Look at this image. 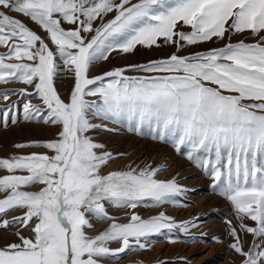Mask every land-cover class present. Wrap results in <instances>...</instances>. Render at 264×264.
Returning a JSON list of instances; mask_svg holds the SVG:
<instances>
[{"label":"snow or ice","instance_id":"obj_1","mask_svg":"<svg viewBox=\"0 0 264 264\" xmlns=\"http://www.w3.org/2000/svg\"><path fill=\"white\" fill-rule=\"evenodd\" d=\"M226 34L221 48L89 76L90 66L113 51L173 45L180 52L185 44L225 40ZM233 34L247 35L232 43ZM0 48L6 49L0 52V83L28 86L0 93L3 101L20 97L0 108V127L19 123L22 112L26 121L61 129L55 141L16 146L43 147L52 155L0 158V170L10 173L0 178V193H7L0 199V228L21 226L19 242L0 248V264H102L118 253L146 250L150 236L196 226L166 213L148 220L133 214L127 224L87 235L89 217L113 219L106 203L176 205L187 192L175 180H159L158 166L103 174L118 156L87 135L106 128L93 119L126 124L141 135L147 128L152 139L171 143L207 169L213 186L234 205L239 229L254 236L245 251L237 227H230V247L244 257L242 264H264V0H0ZM63 71L74 75L67 102L55 86ZM37 185L43 187L22 190ZM11 210L23 216L10 222L4 217ZM111 241L121 247L109 248Z\"/></svg>","mask_w":264,"mask_h":264},{"label":"rangeland","instance_id":"obj_2","mask_svg":"<svg viewBox=\"0 0 264 264\" xmlns=\"http://www.w3.org/2000/svg\"><path fill=\"white\" fill-rule=\"evenodd\" d=\"M29 27L37 31L42 36L44 33L26 17H19ZM64 27L72 28L73 25L65 24ZM179 27V25H178ZM184 32L191 29L185 26ZM242 35L233 34L231 42L236 43ZM228 42L227 34L225 40H217L197 45H187L182 51L177 52L173 45L152 48L140 47L131 53L113 51L107 60H101L90 66L89 76H101L113 69H123L130 65H144L150 61L165 60L171 55L181 56L191 55L197 52H206L212 48H221ZM246 43H255V39H248ZM50 47H54L50 45ZM6 49L0 48V52ZM128 76H142L145 73L135 71L126 72ZM55 86L66 102L74 88V75L72 72H60L55 78ZM23 83H0V93L5 90L15 89L19 92L27 88ZM29 92L33 90L28 88ZM19 96H12L8 101L0 100V108L6 107L12 101L19 100ZM88 99H97L89 97ZM33 105L42 106V102L35 97H31ZM23 105H21L22 109ZM97 125H106V128H98L90 131L87 135L92 137L95 143L102 144L105 148L102 151L111 152L118 156L110 161L103 174L112 171L127 170L131 168H144L146 165L159 167L158 179L161 181L175 180L179 185L187 190L186 194L179 198V203L164 204L160 207L141 206L136 209L118 208L111 204H105L108 215L113 219L99 221L89 217L93 227L86 229L90 237H96L110 229L113 223L127 224L133 214L148 220L160 213H166L174 218L176 222H196L187 233L178 229H173L168 236L153 235L147 238L146 250H133L130 253H118L114 257L105 258L102 264H242L244 257L237 254L230 245L234 242V237L230 234V227H237L239 235L244 245L245 251L251 246L254 236L239 229V217L232 202L226 198L218 188L214 187V181L210 177L208 170L201 168L186 154L178 153L171 143H165L152 139L145 134L141 135L130 130L126 124H116L101 119H93ZM59 125L37 123L26 121L21 112L19 123L10 124L7 127H0V158L11 159L13 157H24L31 154L52 153L43 147H16L31 143H46L59 139ZM27 175V173H17ZM10 175L9 172L0 170V178ZM42 185L22 188L24 191H39ZM7 193H0V199H4ZM23 216V211L11 210L5 215V219L12 221L15 217ZM248 226L256 227V223L250 219H245ZM21 226L17 225L10 229L0 228V248L12 242H19L16 235ZM166 231V230H165ZM26 237L31 234L23 231ZM213 237H218L214 241ZM174 241V242H173ZM163 246L162 249L159 247ZM111 249L121 247L119 242L111 241L108 244ZM160 249V250H159Z\"/></svg>","mask_w":264,"mask_h":264},{"label":"bare ground","instance_id":"obj_3","mask_svg":"<svg viewBox=\"0 0 264 264\" xmlns=\"http://www.w3.org/2000/svg\"><path fill=\"white\" fill-rule=\"evenodd\" d=\"M159 248H160V249H162V248H163V246H160ZM160 249H159V250H160Z\"/></svg>","mask_w":264,"mask_h":264}]
</instances>
